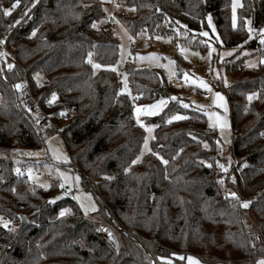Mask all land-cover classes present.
Segmentation results:
<instances>
[{"label":"trees","instance_id":"1","mask_svg":"<svg viewBox=\"0 0 264 264\" xmlns=\"http://www.w3.org/2000/svg\"><path fill=\"white\" fill-rule=\"evenodd\" d=\"M14 2L0 0V37L16 46L13 67L4 72L0 67V216L13 221L10 227L0 225V264H187L165 260L170 249L226 260L245 257L256 264L264 255V236L253 240L242 214L251 210L264 233V64L245 68L240 58L226 66L231 82L217 80L227 98L233 133L227 171L218 166L217 128L208 125L203 110L186 103L187 96L170 99L158 114L145 118L155 124L151 151L132 164L145 128L136 121L132 97L121 91L120 41L109 22L111 0H19L5 16L2 9ZM115 4L131 35L147 31L175 40L183 35L185 43L205 49L201 31L211 15L218 47L264 56L262 36L257 35L264 26V0H243L235 27L231 0ZM104 18L108 25L92 26ZM248 18L252 37L245 25ZM175 59L179 76L191 70L181 55ZM124 69L138 103L153 102L166 96L165 91L174 92L171 86L177 88L160 69L137 67L131 59ZM38 73L43 75L40 82ZM24 78L28 85L15 88ZM33 97L53 123L40 121V113L29 107ZM72 106L76 110L66 120ZM175 115L185 119L172 120ZM60 126L70 164L83 188L97 199L98 215L113 227L110 232L107 227L98 231L72 198H58L56 181L48 189L31 188L27 179L13 176L7 151L16 144L35 148ZM220 180L239 200L224 192ZM242 200L251 203L243 208ZM65 206L71 213L60 216ZM23 215L28 223L19 229ZM115 230L119 245L112 240ZM217 230L224 232L222 239ZM236 242L244 246L239 253L233 250Z\"/></svg>","mask_w":264,"mask_h":264},{"label":"rangeland","instance_id":"2","mask_svg":"<svg viewBox=\"0 0 264 264\" xmlns=\"http://www.w3.org/2000/svg\"><path fill=\"white\" fill-rule=\"evenodd\" d=\"M242 2L243 0H231V20L233 24V15H235V26H237L238 24V10L241 7ZM234 3L235 9H233ZM106 9L109 10L108 7H106ZM120 9L121 8H119V10ZM209 17L211 18V24H209ZM207 24L208 27L204 28L201 31L202 38H200L202 42H205V49H202L201 47H193L192 45L185 43L183 41L184 36L179 35L178 40L170 37L157 36L155 42L146 43L143 49L136 50L134 52L132 51V35L128 31V29L120 21L114 22L112 24V28L115 35L119 38L120 41L119 62L123 66L128 59H131L134 65H136L137 67L157 68L160 69L166 77L169 75H174L175 77L180 78L183 81L185 87L174 88L171 86L172 91H174L172 92V97L177 98L178 96H187V104L198 106L200 105L201 110L203 108V111L207 115L208 125L212 128H217V146L219 150L218 163L224 165L225 167L227 166V164H229L232 158L231 141L233 133L231 127L229 126V121L226 117L225 111L222 109V107H218L217 110L215 109V107H212L214 105V100H216L215 94H213L212 90L213 88H215V82L217 84L218 79H224V82L227 84L229 78H233L232 74H226V66H231L235 62H238L240 58H243V65H245V68H256L260 64H264L261 63V61L264 60V56L252 53V51L248 49H244L241 54H235L234 49L218 47L217 41H220V37L218 35L214 19L211 15H208L207 17ZM95 25L97 27L106 26L108 25V22L104 18L100 22H96ZM245 25L247 27L249 37L255 36L254 31L251 28L250 18L246 19ZM262 29H264V26L262 27ZM204 32H207L208 35H202V33ZM147 34V31L139 33V35H141L142 37H146ZM257 35H260L262 36V38H264V33H262L261 31ZM170 39L177 42L178 47L176 50L168 49L166 47L165 43ZM210 49H215V51H211V55H209ZM150 54L155 55L152 56ZM177 54L181 55L186 61L192 64L191 70L185 71L180 76L177 71L175 59ZM233 54L235 55L233 58H231ZM142 57L143 59H141ZM95 68L97 69L99 67ZM204 70L209 71L208 76H204L202 74ZM186 73L188 74V79H185ZM119 77L121 79V91L129 94L135 102L136 97L132 93V90L130 88L128 73L125 69L119 73ZM35 78L40 82L43 80V75L41 73H38L36 74ZM199 80H203L204 82H206L209 85L211 91L205 88H201L199 86ZM219 94L223 98H225L222 91H220ZM223 100L225 101V99ZM209 113H218L220 117L227 121V127L221 128L217 126L215 117L210 118ZM143 127L145 128V137H148V148L146 149L144 147L143 141L141 150L137 155L141 156V159L146 153L149 152L148 149L151 150V142L152 138L154 137L155 124L144 123ZM148 128H151V132L147 130ZM7 153L10 156L11 162L15 166L14 173L17 171V169L25 173L27 178L24 179H27V184L29 187L34 188L35 185H37L41 188L48 189L49 187H51L53 182L56 181L61 190L58 198H63L65 196L72 198L76 202L84 216L86 218L93 219L94 222L98 225V231L102 227L113 228L112 226L108 225V222L105 219L98 215L99 204L93 193L83 188L81 178L78 182L75 180V177H80V174L70 164V158L64 144L62 133L56 131L51 133L50 135H46L45 140L35 148H21L16 144L13 148L7 151ZM65 157L67 159H65ZM29 170L31 171L32 178H29ZM61 173H63L64 176L71 177V180L68 183H65L64 177L61 176ZM61 184H64L63 188L60 187ZM222 187L224 192L227 194L230 192H234L232 188L227 187L224 182L222 183ZM81 205H83L84 207H81ZM93 207L95 208V210H92ZM85 209H87V211H85ZM62 210H67L63 215L65 216L70 214L72 209L68 206H65L61 208L60 213ZM23 216L26 217V215ZM172 216L175 217V214H173ZM242 220L245 223L247 231H249L250 236L253 240H256L259 236H264V233L261 231L262 228L251 210L247 209L243 212ZM114 232L115 236L112 238V240L115 244L119 245V235L116 230ZM223 234L224 232L222 230L216 231V237L218 239H222ZM233 246V250L236 253H239V251L243 250L244 248L241 242H236ZM170 250L171 255L166 257L165 260L171 262L182 260L188 264V257L192 256L197 258L200 261V264H248V262L244 260L245 257L239 260H226V258L224 259V257L218 255L203 254L202 252H179V250L176 249ZM260 259H264V255L260 256L257 261Z\"/></svg>","mask_w":264,"mask_h":264},{"label":"built area","instance_id":"3","mask_svg":"<svg viewBox=\"0 0 264 264\" xmlns=\"http://www.w3.org/2000/svg\"><path fill=\"white\" fill-rule=\"evenodd\" d=\"M118 11H119V8H118V6H116L115 0H111L110 13H109V22L110 23H114L116 21H119ZM156 39H157V35H155L154 33H148L146 37H142L138 33L136 35H132V47L137 49V50H141L144 48V45L146 43L155 42ZM0 40L4 41L3 43H0V53H4L3 56H0V67H1V70L4 72L5 70L11 69L8 67V65L9 64L12 65L11 60L14 57L16 46L13 43H9L7 36L0 37ZM165 45L168 49H172V50H176L178 47L177 42L175 40H172V39L166 41ZM123 70H124V66L122 64L118 65L117 71L122 72ZM202 74L204 76H208L209 71L204 70L202 72ZM167 79L171 85H173L177 88L185 87V84L183 83V81L180 78L175 77L174 75H169ZM20 84L22 85L21 88L28 85V79L24 78ZM28 105L31 109H33V110L35 109V110H37L38 113H40V121H43L45 123L50 121L51 123H53L52 116L48 115L47 113H45L43 111V108L41 107L39 101L36 98H34V97L31 98L28 101ZM75 110H76V106H72L66 111V113H65L66 120L70 119L73 116ZM62 128H63V126L58 127L57 131L61 130ZM20 173H23V172L20 171ZM14 177L27 178L25 173H23V175H21L17 171L14 173ZM1 217H3L4 221L10 222L7 227L12 226V224H13L12 220L7 218V216H5V215H2Z\"/></svg>","mask_w":264,"mask_h":264},{"label":"snow or ice","instance_id":"4","mask_svg":"<svg viewBox=\"0 0 264 264\" xmlns=\"http://www.w3.org/2000/svg\"><path fill=\"white\" fill-rule=\"evenodd\" d=\"M18 3H19V0H15V2L11 5L10 8H4V9H2L3 14L5 16L9 15L12 12V10L17 7ZM233 9H235V3L233 4ZM209 24H211V18L210 17H209ZM92 26L95 27L96 25L93 24ZM233 27H235V15H233ZM260 31L262 33H264V29H261ZM33 35H35V31L33 32ZM202 35L207 36L208 33L207 32H204V33H202ZM3 42L4 41L0 40V43H3ZM261 43H264V38H262ZM211 51H215V49H210L209 55H211ZM3 55H4V53H0V56H3ZM150 55L154 56L155 54H150ZM90 56H91V53H89V57ZM141 59H143V57ZM88 62L91 63V59H89ZM261 63H264V60H262ZM8 67L9 68H12L13 65L9 64ZM93 67H99V65H93ZM185 79H188V74L187 73L185 74ZM199 86L201 88H205V89H208L209 91H211V89L209 88V85L206 82H204L203 80H199ZM14 87L17 88V89H20L22 87V85L21 84H16V85H14ZM255 95L256 94H254V93L253 94H250L248 96V99L249 100H252ZM53 97H55V93H53ZM215 97H216V100H214V103L217 102V100H218L219 103H220V106L221 107H225V105L223 104V99L224 98L219 93H215ZM170 99L175 100L177 98L176 97H170ZM165 104H166V101H164L163 99H161V100L157 101L154 104L147 105V106H143V110L146 111L147 115H155L156 114V110L162 108V106H164ZM184 107H188V105H184ZM135 111L137 112V114H139L142 111V109L140 107H138V108H136ZM225 111H226V107H225ZM61 115H63V113H61ZM209 116H210V118L211 117H215L217 126H219L221 128L227 127V121L224 120L222 117H220V115L218 113H209ZM171 119L172 120H179V119H185V117L179 116V115H175V116L171 117ZM137 123L138 124H141V126H143L142 125V122L140 121L139 118H137ZM147 130L149 132H151V128H148ZM144 147L146 149L148 148V137H145L144 138ZM205 147H207V144H205ZM148 150L151 151L150 149H148ZM65 159H67V158L65 157ZM140 160H141V156H137L136 159L132 160L131 163L132 164H136ZM163 163L167 164L168 162L165 160V161H163ZM218 166L221 169H223L224 171H227V169L224 167V165L219 164ZM209 167H211V165H209ZM125 171L127 172L128 169H125ZM17 172L19 174L23 175V173H20V170L19 169H17ZM61 176L64 177L65 183H68L71 180V177L64 176L63 173H61ZM29 178H32L31 177V171L30 170H29ZM79 179H80V177H78V176L75 177V180L77 182L79 181ZM233 181H234V178H233ZM219 183H223V180H220ZM60 187L63 188L64 187V184H61ZM228 195L231 196L234 199L239 200V197L237 196V193H235V192H230V193H228ZM250 203H251L250 201H242V202H240V206L243 207V208H247ZM81 207H84V206L81 205ZM92 210H95V208L93 207ZM65 211H67V210H62L61 213H60V215L63 216L65 214ZM85 211H87V209H85ZM9 223L10 222L4 221L3 217H0V225H3L4 227H7ZM188 264H200V261L197 258H195V257L189 256L188 257ZM257 264H264V259L258 260L257 261Z\"/></svg>","mask_w":264,"mask_h":264},{"label":"crops","instance_id":"5","mask_svg":"<svg viewBox=\"0 0 264 264\" xmlns=\"http://www.w3.org/2000/svg\"><path fill=\"white\" fill-rule=\"evenodd\" d=\"M243 67H245V65H243ZM224 78V77H223ZM231 78H229V81L227 82V83H229V82H231ZM213 94H215V93H219L220 92V90L218 89V87H217V84H216V82H215V88H213ZM188 95V94H187ZM224 95V99H225V101H226V103H225V101L223 100V104L225 105V107H226V111H225V107H222V109L225 111V114H226V117H227V119H228V121H229V126L231 127V122H230V116H229V106H228V102H227V98H226V96H225V94H223ZM170 97H172V93H170V95H166V96H164V97H161V98H159L158 100H155V101H153V102H148V103H138L137 102V98L135 99V102H134V113H135V118H136V121H137V118H139L140 119V121L142 122V125L145 123V118L147 117V116H153V115H147V113H146V111H144L143 110V106H147V105H151V104H154V103H156L157 101H159V100H161V99H163L164 101H166V104L164 105V106H162V108H160V109H157L156 110V114H158L168 103H169V101H170ZM192 105V104H191ZM192 106H194V107H196V108H199V109H201L200 108V105L198 106V105H192ZM138 107H140L141 109H142V111L139 113V114H137V112L135 111L136 110V108H138ZM213 108L215 107V109L217 110L218 109V107H220V103H219V101L217 100V102H215L214 103V105L212 106ZM202 110H203V108H202ZM155 114V115H156ZM141 125V124H140ZM232 130V129H231Z\"/></svg>","mask_w":264,"mask_h":264},{"label":"water","instance_id":"6","mask_svg":"<svg viewBox=\"0 0 264 264\" xmlns=\"http://www.w3.org/2000/svg\"><path fill=\"white\" fill-rule=\"evenodd\" d=\"M166 95H170V92L169 91H165L164 92ZM28 223L27 219L25 216L22 217V221H21V224L19 226V229H22L26 224ZM106 231H109L110 232V229L109 228H106ZM113 236V235H112ZM114 237V236H113Z\"/></svg>","mask_w":264,"mask_h":264}]
</instances>
